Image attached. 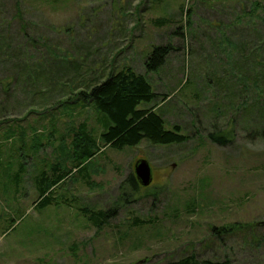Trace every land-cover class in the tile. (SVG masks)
<instances>
[{
	"label": "rangeland",
	"instance_id": "374dc122",
	"mask_svg": "<svg viewBox=\"0 0 264 264\" xmlns=\"http://www.w3.org/2000/svg\"><path fill=\"white\" fill-rule=\"evenodd\" d=\"M155 44L173 48L147 72ZM125 66L158 93L140 107L187 140L102 148L86 180L74 173L56 190L70 205L34 207L33 179L66 159L72 129H103L78 91ZM221 131L225 145L208 136ZM78 207L117 214L96 228ZM234 222L255 226L211 233ZM191 252L264 264V0H0V264H165Z\"/></svg>",
	"mask_w": 264,
	"mask_h": 264
},
{
	"label": "trees",
	"instance_id": "16d2710c",
	"mask_svg": "<svg viewBox=\"0 0 264 264\" xmlns=\"http://www.w3.org/2000/svg\"><path fill=\"white\" fill-rule=\"evenodd\" d=\"M18 4V2H16ZM17 15L21 17L20 9L16 8ZM156 26L166 22L165 18H157L152 21ZM173 47L170 44H155L147 54L144 66L147 72L155 71L163 65L166 56ZM158 98L151 82L145 74L137 73L131 66H125L119 70H110L108 74L92 84H85V88L77 93V99L90 103L103 117V129L97 136L88 130L84 123L78 124L72 129L69 146L66 151V159L51 163L47 170H41L33 179L37 198L34 207L43 208L60 203L68 204L69 199L56 196V190L67 178L74 173L86 180L87 161L101 152L102 148L112 147L122 149L125 146H135L142 140L152 144L169 145L180 144L187 140V135L182 133L178 124L170 128L165 127V120L152 104ZM166 100L163 97L161 101ZM209 138L219 145L230 142V132L221 131L209 133ZM33 148L39 147L40 139L34 141ZM61 148V145L59 147ZM35 149V148H34ZM72 168L68 167V164ZM132 186L134 182L128 177ZM78 210L94 227L100 228L117 213L115 208L90 209L78 207ZM149 220L133 219V224H147ZM254 224L234 222L228 225L212 227L211 233L217 238L226 236L243 228H253ZM165 264H229L228 259L219 260L212 258H199L194 252L184 254L176 259L168 260Z\"/></svg>",
	"mask_w": 264,
	"mask_h": 264
},
{
	"label": "water",
	"instance_id": "95a60500",
	"mask_svg": "<svg viewBox=\"0 0 264 264\" xmlns=\"http://www.w3.org/2000/svg\"><path fill=\"white\" fill-rule=\"evenodd\" d=\"M134 176L138 183L142 186H147L151 183L152 170L146 159L140 158L135 162Z\"/></svg>",
	"mask_w": 264,
	"mask_h": 264
}]
</instances>
